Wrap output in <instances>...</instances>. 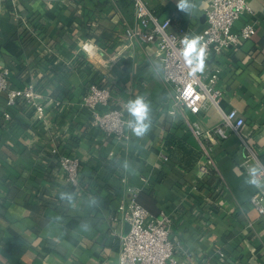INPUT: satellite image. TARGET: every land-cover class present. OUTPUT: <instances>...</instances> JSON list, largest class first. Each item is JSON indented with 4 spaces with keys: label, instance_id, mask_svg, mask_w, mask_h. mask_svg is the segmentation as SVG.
I'll return each mask as SVG.
<instances>
[{
    "label": "crops",
    "instance_id": "crops-1",
    "mask_svg": "<svg viewBox=\"0 0 264 264\" xmlns=\"http://www.w3.org/2000/svg\"><path fill=\"white\" fill-rule=\"evenodd\" d=\"M209 1L189 0L194 7L183 13L178 0H143L189 36L204 26ZM246 2L231 31L254 21L251 36L204 61L203 73H218L219 109L208 104L193 114L174 108L154 46L125 37L124 26L135 25L130 0H0V69H8L9 87L31 83L58 101H46L36 119L25 102L6 105L0 92V264H117L128 224L119 207L129 189L149 213L172 218L182 264H264V216L250 202L255 193L264 198V0ZM92 83L110 91L111 108L142 96L149 131L100 132L81 105ZM232 109L244 124L221 138L213 128ZM193 121L210 135H193ZM169 136L190 151L166 145ZM58 155L79 159L76 186ZM254 165L258 186L247 182Z\"/></svg>",
    "mask_w": 264,
    "mask_h": 264
},
{
    "label": "built area",
    "instance_id": "built-area-1",
    "mask_svg": "<svg viewBox=\"0 0 264 264\" xmlns=\"http://www.w3.org/2000/svg\"><path fill=\"white\" fill-rule=\"evenodd\" d=\"M25 1V0H22ZM135 25H125L123 32L129 42L141 45L151 44L155 48V67L161 80L173 88V106L175 109H186L193 114L201 112L208 104L219 109L222 91L214 86L218 73H196L190 75L180 52L181 39L189 36L187 32H177L171 28V18H160L153 14L143 0H133ZM246 0H210L206 9L204 26L196 35L202 37L205 47V60L224 54L240 41L249 38L254 31L255 22L245 23L238 33L231 31L232 24L248 11ZM7 91L6 105L25 102L33 110L36 119H42L45 113V102L57 105L58 101L43 96L31 83L23 87H9L8 69H0V92ZM110 91L98 84H89L81 98V105L91 113V124L104 135L117 138L126 137L124 128H130L128 121L133 118L126 110V103L120 108H111ZM174 109L170 114H174ZM244 124V119L232 109L222 114V121L214 126L213 132L221 138L228 136L227 131L237 133ZM189 130L196 137L210 135L203 132L193 121L188 124ZM53 154L56 153L54 149ZM57 163L65 173V180L76 186L78 184L79 159L58 155ZM245 165V164H244ZM206 172L204 165L199 167ZM246 172L248 170L246 169ZM249 173V172H248ZM264 175V168L260 169ZM130 190L127 201L119 207L121 219L128 223L127 233L121 236V247L117 264H182L175 256L176 244L170 236L172 218L160 211L151 214L137 201V192ZM263 196L258 193L250 197V202L257 212L264 216Z\"/></svg>",
    "mask_w": 264,
    "mask_h": 264
},
{
    "label": "clouds",
    "instance_id": "clouds-1",
    "mask_svg": "<svg viewBox=\"0 0 264 264\" xmlns=\"http://www.w3.org/2000/svg\"><path fill=\"white\" fill-rule=\"evenodd\" d=\"M191 7L189 0H178L176 8L178 11L187 13ZM202 37L199 35L184 36L180 43L182 44L181 56L184 59L185 64L189 67L190 75L195 76L196 73H202L205 68V47L202 45ZM127 112L133 118L128 121V126L131 128L132 132L138 136L143 137L150 128V116H149V104L145 101L142 96H137L134 99H129L125 105ZM249 177L248 183L253 185H259L258 167L251 166L248 170ZM62 199L71 200V195L66 193H61ZM91 203L95 204L96 200L93 199ZM85 230H87V225H84Z\"/></svg>",
    "mask_w": 264,
    "mask_h": 264
},
{
    "label": "trees",
    "instance_id": "trees-1",
    "mask_svg": "<svg viewBox=\"0 0 264 264\" xmlns=\"http://www.w3.org/2000/svg\"><path fill=\"white\" fill-rule=\"evenodd\" d=\"M130 3H131V5H132L133 0H130ZM174 142H175V141L173 140V138H171V136H169L166 145H168V146L170 145V146H171V144H173ZM175 145H178L179 147L183 148L185 151H186V150H187V151H190V150L187 149L186 146H185L183 143H181V142H175ZM261 160H262V162H263V164H264V157H262Z\"/></svg>",
    "mask_w": 264,
    "mask_h": 264
},
{
    "label": "water",
    "instance_id": "water-1",
    "mask_svg": "<svg viewBox=\"0 0 264 264\" xmlns=\"http://www.w3.org/2000/svg\"><path fill=\"white\" fill-rule=\"evenodd\" d=\"M128 229H129V225L127 224L125 233H127Z\"/></svg>",
    "mask_w": 264,
    "mask_h": 264
}]
</instances>
